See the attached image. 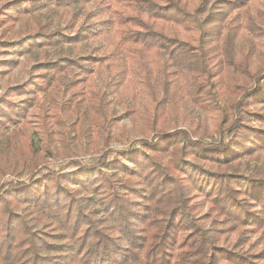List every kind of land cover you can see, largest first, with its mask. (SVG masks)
Segmentation results:
<instances>
[{
	"label": "trees",
	"instance_id": "16d2710c",
	"mask_svg": "<svg viewBox=\"0 0 264 264\" xmlns=\"http://www.w3.org/2000/svg\"><path fill=\"white\" fill-rule=\"evenodd\" d=\"M247 1L22 0L1 6L13 17L64 8L71 32H46L37 22L39 29L23 40L0 41L1 67L10 64L1 59L10 51L33 59L40 53L35 63L42 73L10 91L41 93L47 105H41L35 145L25 111L0 98V111L8 112L0 115V143L7 157L12 151L14 169L31 173L0 185V264H264V170L242 161L264 153V71L249 70L264 39V15L244 14ZM82 13L86 22L75 27ZM243 30L257 37L247 51L237 46ZM96 35L103 38L100 48L88 43ZM89 65H101L107 86L127 92L128 78L146 94L136 114L148 135L123 150L104 145L92 163L71 159L50 169L41 163L51 153L49 121L62 126L75 116L105 125L106 92L96 82L87 84L84 100L72 104L76 92L63 97L74 87V70L86 78ZM238 82L239 91L223 102L219 91H233ZM189 108L210 117L211 133L206 119L168 127V115ZM9 124L19 125L11 135L4 134ZM226 221L236 232L232 242L222 236Z\"/></svg>",
	"mask_w": 264,
	"mask_h": 264
},
{
	"label": "rangeland",
	"instance_id": "374dc122",
	"mask_svg": "<svg viewBox=\"0 0 264 264\" xmlns=\"http://www.w3.org/2000/svg\"><path fill=\"white\" fill-rule=\"evenodd\" d=\"M22 0H0V41L9 40H23L29 33L39 29L40 25L46 28V32H52V30H59L65 36H70V29H65V23L61 13H67L68 11L61 7L54 5L46 6L38 9L35 12H24L18 15L4 14L1 10L3 4H9L10 6H16L21 3ZM72 8V7H71ZM87 11H93L92 4L86 6ZM244 14H248L255 19L264 15V0H248L245 4ZM85 13L75 20V27H79L86 22L84 17ZM262 26V25H261ZM251 32L243 30L241 37L238 40L237 46L242 51H247L249 42L255 45L257 37L250 35ZM89 46L100 48L103 45V38L101 35L93 36L88 40ZM261 46L255 49L258 57L253 58L250 62L249 70L264 71V39L261 38ZM258 46V45H257ZM52 55L51 52H49ZM33 55L30 53H22L18 50L10 51L7 57L2 56L1 59L10 60L8 67L0 66V98H6L13 103L16 110L25 111V119L28 121V131L33 134V141L35 145L38 144V135L34 132H39V124L42 120V104L46 108V104L43 103V95L41 93H30L23 96L11 95V89L17 84H22L32 76H38L42 72L38 69L35 60L40 58V53L35 52ZM1 64H4L3 62ZM91 72L89 77L85 78V74L74 70L71 76L74 87L70 90H65L63 97L68 98L71 96V92H76L78 95L71 96L72 104L79 99L84 100V93L87 90V84L91 81L96 82L97 85L105 89L106 92V117L104 116L105 125L101 127L95 126L83 122L82 118L72 117L68 122H64L62 126H58L49 121L50 131V154L45 152L46 158L41 161L50 169L58 170L69 160H78L83 163H92L98 157L102 151L104 145H108L110 148L117 150L125 149L132 141L142 138L144 134L148 135L145 124L139 119L136 114L139 104L146 101V94L133 83H128V78L125 79L124 84L128 85V91L124 92L119 87L107 86L109 78L104 72L100 71V66L89 65ZM88 66V67H89ZM89 67V68H90ZM93 67V68H92ZM230 83L226 84L229 85ZM252 82H249L244 88H250ZM224 87V86H223ZM219 91L220 98L223 102H227L231 99L233 94L238 92L241 88V83H236V87H231L233 91H229L227 87ZM226 88V89H225ZM82 92V93H81ZM83 94V95H82ZM83 96V98H82ZM140 104V105H141ZM126 105H133V108L126 109ZM128 110L133 112L128 114ZM179 110V109H177ZM8 114L7 111H0V115ZM197 109H188V112L175 111L173 115L167 116V124L170 129L187 127V122H196L199 119L205 120V125L208 127V131L212 132L213 124L210 117L205 114L197 113ZM1 118V117H0ZM21 124V121L19 122ZM19 125L9 124L7 129H4V134L11 135ZM63 133H67L65 139H63ZM62 134V135H61ZM214 138H217V135ZM207 138H205L206 140ZM13 145V144H12ZM137 145V144H136ZM18 146H21V141L18 142ZM12 152V151H11ZM8 154L7 148L0 143V162L4 169V174H0V185L10 180H27L31 173L24 167L18 165L17 169L13 168L15 159L12 153ZM257 158H243V163L247 162L251 168L254 165L264 170V153L257 155ZM258 160V161H257ZM74 167H69L67 171H72ZM206 210V209H205ZM204 210V212H205ZM231 222L226 221L221 223L220 229L222 230V236L228 242H232L236 237L234 229L229 227ZM207 226V225H206ZM256 236H251L250 242L254 241ZM264 246V243H260V246Z\"/></svg>",
	"mask_w": 264,
	"mask_h": 264
}]
</instances>
